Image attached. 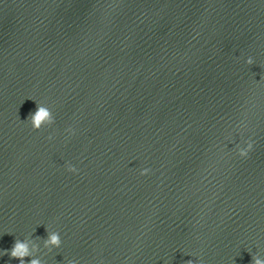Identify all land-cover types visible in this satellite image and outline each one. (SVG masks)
Segmentation results:
<instances>
[{
    "label": "water",
    "instance_id": "95a60500",
    "mask_svg": "<svg viewBox=\"0 0 264 264\" xmlns=\"http://www.w3.org/2000/svg\"><path fill=\"white\" fill-rule=\"evenodd\" d=\"M29 234L44 264L264 253V0H0V250Z\"/></svg>",
    "mask_w": 264,
    "mask_h": 264
},
{
    "label": "clouds",
    "instance_id": "9594fccd",
    "mask_svg": "<svg viewBox=\"0 0 264 264\" xmlns=\"http://www.w3.org/2000/svg\"><path fill=\"white\" fill-rule=\"evenodd\" d=\"M248 65L254 63L253 58L248 57L246 60ZM35 101V100H33ZM36 102V101H35ZM26 123L30 124L31 128L34 131H40L45 127H51L55 120L52 115V112L49 107L43 103L36 102V110L29 113ZM69 135L74 134L73 129H67ZM52 137H49L51 140ZM233 142L231 138H228L227 143ZM227 147V144L225 145ZM235 151L241 159H247L249 154L253 150V142L251 140L245 141L242 144L237 143L235 145ZM66 171L71 174H77L78 169L71 163L65 165ZM151 174V169L144 167L140 169L141 176H148ZM48 233L47 239L43 242L44 249L47 252H51L53 249H60L62 246L61 236L57 231H53L50 228L46 227ZM31 234L26 235L23 240L16 239L13 246L7 250H0V257L8 256L10 259H15L19 264H25V258H30L28 264H44V261L37 256L39 251L37 245L29 238ZM68 264H77L75 260L69 261ZM188 264H192V261H189ZM252 264H264V253H256L252 255Z\"/></svg>",
    "mask_w": 264,
    "mask_h": 264
}]
</instances>
